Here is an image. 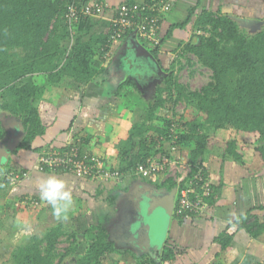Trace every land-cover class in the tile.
I'll use <instances>...</instances> for the list:
<instances>
[{"label":"trees","instance_id":"trees-1","mask_svg":"<svg viewBox=\"0 0 264 264\" xmlns=\"http://www.w3.org/2000/svg\"><path fill=\"white\" fill-rule=\"evenodd\" d=\"M159 1L145 0L143 3L154 5ZM204 1L197 0L189 8L186 19L173 24L160 42L152 45L137 37L161 68V73L152 80L157 82L150 99H145L142 92L149 89L150 81L138 80L142 77L143 66L140 67L142 73L132 67V77H124L115 88L109 86L108 72L115 62L107 63L106 58L113 48L115 31L111 28L109 32H98L100 19L85 13L87 8L95 10L97 5L105 4L103 0H0V141L7 134L4 118L10 116L25 130V136L13 154L21 150L34 152L37 161L42 154L69 151L71 144L67 143L55 146L49 142L34 147L37 139H43L49 128L39 106L47 95L54 103L63 96L68 99L75 93H85L89 84H98L106 87V96L109 95L113 103L130 110L134 118L127 139L118 149V166L103 159L105 164L113 171H119L123 175L122 181L128 175L153 183L148 178L163 176L164 170L143 177L137 174L139 166H146L148 159L156 160L157 155L172 160L176 150H181L185 161L179 164L191 170L188 180L194 182L188 196L195 199L200 195L204 209L197 213L180 212L182 193L189 189L186 181L178 183L171 179L158 183L156 188L178 189L172 223L178 221L180 225L194 226L210 219L209 210L219 206L218 199L226 183L221 174L214 175L209 171L207 156L217 152L222 161L232 162L255 178L264 171V19L260 21L261 28L250 33L247 27L241 26L240 17L224 13L222 8L209 10L203 7ZM136 3L137 0H125L117 9ZM106 10L110 9L105 6ZM157 14L156 9L151 8L137 18L140 22L142 17ZM167 14L160 15V26ZM188 29L191 37L179 42L175 57L168 67H164L161 59L164 45L175 36L176 30ZM133 32L131 29L124 33L120 42H127ZM185 55H194L202 67L212 72L209 83L199 91H191L179 83L175 75L177 62ZM122 57L119 56L124 60ZM125 66H128L126 62ZM132 95L138 98L130 99ZM180 103L186 104L183 115L175 111ZM11 123L12 120L9 125ZM82 140H74L73 144L86 155L93 156L83 148ZM1 162L0 191L27 181L33 170L41 172L35 163L26 167V164H14L10 158L4 165ZM51 172L48 169L43 171ZM52 173L69 174L63 171ZM197 175L203 181L195 180ZM203 185L208 188L206 194L200 191ZM114 199L116 196L112 201ZM17 201L22 211L31 215L32 221L35 218L38 222L55 219L51 206L41 200L40 195L24 193ZM10 203V208L4 210L7 221L11 216L9 210L15 211L14 201ZM77 206L85 209L81 201ZM70 217L75 218V214L70 213ZM240 233L250 240L264 238V204L237 214L214 238V243L220 246L222 253H229ZM65 235L66 224L57 222L42 238L37 234L29 236L26 243L15 248L12 262L66 264V259L73 257L70 264H111L109 256L114 254L129 255L134 264H171L179 255V248L171 243L169 235L159 253L161 263L148 254L138 255L132 249L119 248L111 238L109 228L102 224H91L84 232L88 243L82 254L78 255L81 246L75 234L68 235L69 246L63 253H58L59 241ZM258 264H264V261Z\"/></svg>","mask_w":264,"mask_h":264},{"label":"crops","instance_id":"crops-1","mask_svg":"<svg viewBox=\"0 0 264 264\" xmlns=\"http://www.w3.org/2000/svg\"><path fill=\"white\" fill-rule=\"evenodd\" d=\"M105 3V6L108 9H115L118 7L119 4H122L125 0H103ZM145 0H137V3H143ZM172 3H174V8L172 9V12L166 15V19L164 20L161 29H160V35L159 42L164 38L166 35L168 29L175 23H180L183 21V18L179 17L177 15L176 10L178 6H182L184 8L189 7L187 6L190 1L194 0H171ZM224 0H205L203 2V7L207 9L214 10L218 7L219 2ZM234 1V0H233ZM244 0H235L234 3H227L226 6L220 5L219 8H222L223 12H235V4L242 2ZM215 2V3H214ZM229 2V0H228ZM208 3V5L206 4ZM210 5V6H209ZM228 5H230L229 8H225ZM233 6V7H232ZM190 8V7H189ZM188 8V9H189ZM100 19V18H99ZM182 20V21H181ZM106 32H109V29L105 30ZM130 34L127 38V42L123 41L119 45H117L116 49L112 53L113 62H115V66L113 65L111 68H109V74H110V84L112 88H115L119 86L122 83V79L124 77H132L133 76V70H138L137 64L140 62V66L144 67V70L142 71L143 74L142 77H138V80L142 82V79L144 80L145 76L152 77L151 68L146 63L145 60L136 59L134 62V55L133 51L131 50L128 42L130 40V37L134 34ZM182 30H176L175 36L163 47V53L162 55L167 52V49H171L175 46L177 43L176 41L178 38L181 37L180 34H182ZM138 36H136L137 38ZM138 40V38H137ZM179 42V41H178ZM178 45V44H177ZM174 49V55L175 57V48ZM119 56H123L124 60L119 59L118 63L116 64V61ZM171 56V58H173ZM125 62L128 64V66H125ZM137 66H135V65ZM119 66L126 68H120ZM135 67V68H134ZM116 68V69H115ZM123 72V75H122ZM141 72V73H142ZM147 72V73H146ZM138 74V73H137ZM148 74V75H147ZM152 81V80H150ZM140 84V83H139ZM106 87H102L98 84L92 83L87 86V90L85 93H75L70 98H65L66 101H64L61 105H57L55 109V115H56V121H46L45 117L42 116V118L47 122L49 128L47 131V134L44 136L43 139H37V141L34 144V147H42L45 144L49 142H53L55 146H63L66 143V140L68 139L67 134H69L71 131L78 130V136H81L80 140H82L83 148L88 151L91 154L97 155L99 157H102L108 161L110 165H117L118 166V149L120 148L119 144H116L117 142H114V139H117L119 136L113 135V138H110L109 133L113 132V129H115L114 126H111L108 130V133L101 134L100 130L96 128V123L94 120L97 119V121H100L98 110L100 109L101 104L105 106L111 105L114 107H119L120 105L116 102L113 103L111 98H108L106 96ZM50 98L45 97V99L41 102V105L47 104ZM61 99V98H60ZM59 99V102H60ZM51 103V102H50ZM57 103V102H54ZM53 106V103H51ZM110 106V107H111ZM41 112V110H40ZM42 115V113H41ZM124 122L128 121L126 119H123ZM11 121V120H10ZM94 121V123H93ZM92 123V124H91ZM132 124H129V127L131 128ZM130 130V129H129ZM14 131V130H13ZM11 131L8 129L7 134L2 139L0 143V160L2 154L5 152V147L1 144L5 142L9 138V135ZM75 132V134H77ZM115 134V133H113ZM77 137V135H76ZM76 139V138H75ZM127 138H122V140H125ZM11 159L14 164H26V167L32 166L31 164L35 166L37 165L38 160L37 154L34 152H28L21 150L16 154H13V152L9 153V155L6 157V159H2L1 164H6L8 162V159ZM219 165L221 166V172H214L213 169L210 170L209 163H207V167L209 171L214 175L221 174L223 181L226 183V186L221 193L220 198L218 199L217 207L210 208L209 210V218L207 221H202V223H197L194 226L192 225H180L178 221H175L171 223L169 233L171 243L175 244L179 248V255L176 257L174 261H172L171 264H234L235 259L238 257L236 252L238 251V248L242 245L240 241V237L237 239L239 241L234 243V247L229 253H224V255H220L221 250L220 246L214 243V238L221 233L226 226L228 225L229 221H233L237 214L243 213L253 207L260 206L264 204V179L259 178L255 179V176H251L247 174L243 169L239 168L235 164L229 161H222L219 157ZM225 170H227L225 172ZM233 170V171H231ZM233 172V175L231 177V182L227 180L228 174ZM264 173V171H263ZM49 176H56L60 179H63L67 183L68 189L72 191V193L75 194V190L73 187H80L83 183V179H78L72 174H56V173H43L36 170H33L32 173H30V179L27 181H24V184H28L30 188H32L33 196L39 195V185L40 183L47 179ZM264 177V176H263ZM85 181H88L87 179ZM27 182V183H25ZM23 183V182H22ZM241 186V187H240ZM3 192V191H0ZM38 192V193H37ZM234 192V193H233ZM2 195V194H0ZM4 195V194H3ZM21 196V194H16L15 196H10V194L6 197H0V206L3 209V214L0 213V219L2 220L1 216L6 217V214L4 210H7L10 208V202L14 201L13 206H15V214L16 217L19 220V224L21 226L19 228L21 229H27L29 224L31 225L32 217L28 213L22 211L21 206L19 203H17L18 197ZM12 197V198H11ZM12 205V204H11ZM0 207V208H1ZM0 209V211L2 210ZM130 210V209H129ZM45 218V217H44ZM35 221L37 219L35 218ZM57 223V221L55 222ZM65 223V222H64ZM15 227V223L11 224ZM17 225V223H16ZM241 235V234H239ZM113 236H111L112 238ZM167 240V239H166ZM261 240V239H260ZM260 240H250V242H247V245L249 246L247 248L255 249L257 248ZM236 241V240H235ZM264 241V238L261 240V242ZM118 244V243H117ZM118 247L121 248L118 244ZM123 248V247H122ZM124 249V248H123ZM131 249V248H128ZM184 249V252H183ZM134 251V250H133ZM137 253V252H136ZM138 254V253H137ZM186 254L188 256L183 255ZM141 255V254H138ZM191 255V256H189ZM127 259L124 261V263L128 264H134V260L130 258L129 255H126ZM109 260L111 264H114L117 261H114V256H109ZM121 263V262H120ZM119 263V264H120Z\"/></svg>","mask_w":264,"mask_h":264},{"label":"rangeland","instance_id":"rangeland-1","mask_svg":"<svg viewBox=\"0 0 264 264\" xmlns=\"http://www.w3.org/2000/svg\"><path fill=\"white\" fill-rule=\"evenodd\" d=\"M197 0L190 1V3L187 4L190 8L196 4ZM235 0H224L220 1L219 5L226 6L227 3H234ZM215 3V2H214ZM208 5V3H206ZM120 5V4H119ZM118 5V7H119ZM210 6V5H209ZM117 7V8H118ZM184 8L182 6H178L175 13L183 20L186 19V16L188 14V8ZM217 7V8H218ZM233 7V6H232ZM106 10L104 14L100 18V25H98L97 31L98 32H104L107 29H111V22L114 18V14L116 12V9ZM174 8V3L172 4V9ZM217 8L214 10L216 11ZM225 8H231L230 5H228ZM211 10V9H210ZM172 12V11H170ZM168 12V13H170ZM200 12V10H199ZM173 13V12H172ZM230 15H234L237 17H240V24L243 27H247L250 33H255L259 30V27H256V25L260 24V21L264 19V0H244L243 3L239 2L235 4V12H224ZM99 19V18H98ZM182 21V20H181ZM183 22V21H182ZM250 27V28H249ZM191 30L188 29L186 31H183L180 38L176 41L177 43L173 48H177L179 45V42L182 40H189L191 37ZM122 40V39H121ZM179 41V42H178ZM123 42V40H122ZM121 42V44H122ZM120 40L113 44V48H111L110 56L106 58V62L110 63L112 58L113 51L117 48L116 46L119 45ZM120 44V45H121ZM178 44V45H177ZM119 45V46H120ZM171 48L170 50L167 49V52H165L164 55H161L162 63L164 67H168L169 63L171 61V56L174 55V49ZM164 52V51H163ZM162 52V53H163ZM118 59H120L118 57ZM141 60V59H140ZM143 65V62L140 61ZM140 62H138L140 64ZM141 65V64H140ZM145 65V63H144ZM143 65V66H144ZM137 66V65H135ZM146 67V65H145ZM138 70H140V67L137 66ZM147 73V72H146ZM148 75V74H147ZM175 75L182 85L188 87L191 91H199L202 87H204L206 84L209 83L212 72L202 67L198 61L197 58L194 55H185L184 57L179 58L176 68H175ZM147 77V76H145ZM149 77V76H148ZM153 81H150L149 89H146L145 92H142L143 97L145 99H150V94L152 93V90L154 89V85H156V82L152 83ZM136 95H132L130 99L135 98ZM47 97H50L47 95ZM137 97V96H136ZM66 97H62L60 99V102L57 101V103H53V106L50 102L47 104L39 106L42 116H44L46 121L50 122L52 120L56 121V113L55 109L56 106L59 104L61 105ZM138 98V97H137ZM146 101V100H145ZM139 104V103H135ZM58 105V106H59ZM140 105V104H139ZM108 105L105 106L101 104L100 109L98 110V115L100 118V121L94 120L96 123V128L100 130L101 134L108 133V130L112 128L109 125H112L115 127L113 129V132L109 133V137L113 138V135L119 136L117 139H114V142H117L116 144L122 145V143L126 140H122V138H127L129 135V124H133L134 118L131 113H129L130 110H125V108L119 106L114 107ZM140 105L139 107H141ZM132 107V106H131ZM129 108V105H128ZM175 111L179 115H183L186 111V104L180 103L176 106ZM3 117V116H2ZM123 119H126L128 121L124 122ZM10 120H12L11 125L8 127V129L11 131L10 133L14 134L13 129H17V127L14 124L19 125V121L16 123V119L12 117L4 118V123L9 124ZM18 120V119H17ZM92 124V123H91ZM71 131L69 134H67V144H73L74 140H80L81 136H78V130ZM75 132L77 134H75ZM115 133V134H113ZM77 135V137H76ZM13 136V135H12ZM11 136V137H12ZM76 138V139H75ZM2 141V140H1ZM0 141V143H1ZM65 143V144H66ZM177 153L174 155V159L170 161V163L167 165L166 168H164V175L159 176H153L148 179H152L153 183H148L146 180L143 179H133L132 176L125 175V180L120 181L121 183L117 181L112 182H103L100 181H93L88 180L85 181L80 187H73L75 190L74 196V206L71 211L72 214H75V218H69L66 224V232L67 235H65L58 244V253L64 252V249L69 246V242H67L68 235L75 234L77 241L80 242V252L78 255L82 254L86 248L88 243V238L84 236V232L89 229L91 224H102L109 228L111 231V236L113 240H118V230L122 227L123 223L126 222L129 214V208L130 203L126 199L130 192H133L136 190L137 186H149L156 188V185L158 183L163 182H169V180H173V182H187V186L189 189L192 187L193 189V181L192 179L188 180L189 174H191V170L189 168H183L179 162H184L185 158L181 153V150H176ZM158 158V155L156 156ZM102 158V157H101ZM104 159V158H102ZM105 160V159H104ZM207 163H209L210 170L213 169L214 172H221V166L219 165L218 160V153L214 152L206 157ZM227 170H225L226 172ZM233 171V170H231ZM227 176V180L231 182V177L233 175V172H231ZM123 176V175H122ZM264 173L256 177L255 179L262 178L264 179ZM77 178V177H76ZM81 179V178H78ZM27 183V182H25ZM241 187V186H240ZM126 188H128L127 192L124 191ZM29 193L33 194L32 188L28 186V184H24L19 182L18 184H14L13 186L7 188L5 191L0 192V197H6L10 194V196H15L16 194H24ZM38 193V192H37ZM234 193V192H233ZM4 194V195H3ZM116 196V199L112 201V198ZM3 197V198H4ZM11 197V198H12ZM81 201V204L85 206L84 210H81L77 205L78 202ZM84 202V203H83ZM15 207V206H13ZM12 209V208H11ZM9 210V216L8 221L4 219L3 216H1L2 220L0 219V264H14L12 262V254L16 247L20 246L26 241V238L33 234L39 235L41 238L44 236V234L47 232V230L55 224L56 220L51 218H46L42 222H36L35 219L31 222V225L29 224L27 229H21L19 228L21 224H19V220L16 217L15 212L13 210ZM1 214H3V210L0 211ZM15 223V227L13 225ZM17 223V225H16ZM160 234H155V239L162 243L164 240L163 232H159ZM238 234L240 237V241L242 245L238 248V251L236 254L238 257L235 259L234 264H258L259 262L264 261V241L258 243L259 245L256 246L255 249L247 248L249 244L247 245V242H250V239L245 237L243 233ZM238 237V238H239ZM239 240L236 239L235 242ZM234 242V243H235ZM26 243V242H25ZM236 244V243H235ZM220 255H224V253L220 252ZM186 256V254H183ZM114 256V261H117L116 264H128L124 263V261L127 259V257L119 256V255H111ZM191 256V255H189ZM186 256L185 258H187ZM73 261L72 258L66 259V264H70Z\"/></svg>","mask_w":264,"mask_h":264},{"label":"built area","instance_id":"built-area-1","mask_svg":"<svg viewBox=\"0 0 264 264\" xmlns=\"http://www.w3.org/2000/svg\"><path fill=\"white\" fill-rule=\"evenodd\" d=\"M151 8L156 9L158 14L142 17L139 22L137 17L140 13ZM94 9L95 10L87 8L85 13L87 15H94L97 16V18H101L105 12V4L97 5ZM171 9L172 2L169 0H160L158 4L154 5L145 3H136L132 6L122 5L116 10L111 22V28L115 31V35L113 34L112 37L114 44L120 40L124 33L131 29L136 33V36L147 40L150 44L153 45L158 43V35L161 29L159 24L160 15L170 12ZM105 57H107V54ZM173 151H175V149H173ZM83 153L84 151H81L78 146L71 144L70 150L67 152L57 150L50 154H42L38 158L37 168H39L41 172L47 169L52 172L63 171L72 174L77 178L100 181L101 183L123 180L121 179L123 177L122 174L119 171H113L112 167L105 164L101 157L94 155L89 156ZM170 161L171 159L169 157L161 155H159L156 160L148 159L146 166H139L137 174L142 175L143 177H150L152 173L164 170ZM14 180H17V178ZM195 180H198V182L203 181L199 175L195 177ZM188 190L190 189H186L182 193L183 197L180 202V212L182 210H188L197 213L204 209L200 202V195H197L195 199H191L188 196ZM207 190L208 188L205 185L200 188L202 193H205Z\"/></svg>","mask_w":264,"mask_h":264},{"label":"water","instance_id":"water-1","mask_svg":"<svg viewBox=\"0 0 264 264\" xmlns=\"http://www.w3.org/2000/svg\"><path fill=\"white\" fill-rule=\"evenodd\" d=\"M256 27L260 29L261 24L256 25ZM128 44L133 51L134 62L139 58L146 59L151 63L149 66L152 71L161 73V68L155 64L150 52L137 40L136 33L130 37ZM24 136L25 130L19 124L14 134H10L9 138L1 144L6 147L1 159H6L9 153L18 147ZM176 196L177 188L168 191L149 186H137L136 190L130 192L126 199L130 203V211L134 212L136 218L133 224L132 250L141 255L148 254L161 263L159 253L163 250L168 237L175 210ZM159 232H163L161 235L164 236L162 243L157 241L154 236L157 233L160 234Z\"/></svg>","mask_w":264,"mask_h":264},{"label":"clouds","instance_id":"clouds-1","mask_svg":"<svg viewBox=\"0 0 264 264\" xmlns=\"http://www.w3.org/2000/svg\"><path fill=\"white\" fill-rule=\"evenodd\" d=\"M39 195L41 200L51 206L52 214L57 222L64 223L69 220L74 206V196L68 189L66 181L56 176H49L40 183Z\"/></svg>","mask_w":264,"mask_h":264},{"label":"flooded vegetation","instance_id":"flooded-vegetation-1","mask_svg":"<svg viewBox=\"0 0 264 264\" xmlns=\"http://www.w3.org/2000/svg\"><path fill=\"white\" fill-rule=\"evenodd\" d=\"M143 60H145L148 65L151 64L146 59H143ZM158 74L159 73H157L156 71H152V77L150 78V77L147 76L144 79L148 80V81L155 80V77ZM150 75H151V73H150ZM4 126H5V128L8 129V127L10 125L9 124H4ZM13 132H15V130ZM129 209H131V208H129ZM135 219L136 218H135L134 212H131L129 210V214H128V218H127L126 222H124L122 227L120 228V230H118V240L116 242L120 246H122L123 248H131V241L133 239V235H132L133 234V224H134Z\"/></svg>","mask_w":264,"mask_h":264}]
</instances>
